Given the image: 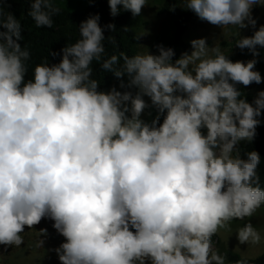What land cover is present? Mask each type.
<instances>
[{"label": "clouds", "instance_id": "9594fccd", "mask_svg": "<svg viewBox=\"0 0 264 264\" xmlns=\"http://www.w3.org/2000/svg\"><path fill=\"white\" fill-rule=\"evenodd\" d=\"M108 5L112 17L121 10L135 17L147 0ZM254 6L264 0L182 7L221 29H255L235 45L248 50L247 61L233 62L206 38L175 60L163 45L158 54L102 59L104 33L116 25L102 27L94 14L79 24V40L50 52L59 62L37 64L31 78L22 25L0 12V245L21 246L25 227L48 219L65 238L54 249L60 264H225L213 237L264 205L261 156L252 150L243 158L238 147L254 141L264 112V90L249 103L238 87L262 82L255 66L264 25L256 29ZM60 11L31 0L28 16L52 28ZM94 60L124 91L99 90ZM235 234L241 245L264 239L250 219Z\"/></svg>", "mask_w": 264, "mask_h": 264}, {"label": "trees", "instance_id": "16d2710c", "mask_svg": "<svg viewBox=\"0 0 264 264\" xmlns=\"http://www.w3.org/2000/svg\"><path fill=\"white\" fill-rule=\"evenodd\" d=\"M79 0H65L60 5L59 0H50L53 6L61 9L60 13L53 17L52 28L37 27L35 22L30 16L28 11L30 9L31 0H8L7 3L0 0V12L3 16H7L9 12L14 14L22 25L23 40L19 41L21 46L27 45L31 59L28 63V76L31 78L32 69L37 65L44 63H58L60 56L52 57L50 52H59L64 46L71 45L80 39L79 24L86 20L90 15H100V25L103 27L105 24L114 23L116 29L112 32L105 31V40L103 41L105 46V54L102 59H108L112 55L120 57V53L132 57L138 53V46L140 42L139 33L134 28V20L137 16H133L130 11L121 10L120 14L116 17L110 15V9L108 0H90L85 8L80 6L81 1L77 3L79 12H74L71 3ZM10 4V7H9ZM180 4H184V0H164L160 9V14H167L171 11V7L175 5L177 7ZM194 14L190 10L182 11L176 20L174 21V31L171 36L159 37L156 39L153 49L157 51V45H163L165 47H171L175 51L174 60L179 58L182 53L190 51V45L185 41V35L188 30L189 23L194 18ZM254 32V31H253ZM253 32H250L246 36H251ZM240 38L234 40L233 44L236 51V56L228 55L229 58L235 61H247L253 57L247 49L241 50L236 47V42ZM260 56L258 57V63L255 66V70L259 71L262 78L264 76V48H259ZM101 62L93 61L91 67L93 68L92 79L99 81V90L107 92L113 85L118 86L119 91H124L119 87V81L114 77L111 72H106L100 65ZM123 65V59H119L115 68H120ZM260 84L253 82L251 85L245 87L238 85L242 91L243 98L249 103H252L256 95H252L249 89L256 87ZM135 91V90H133ZM146 120H150L151 117L146 115ZM206 131V130H204ZM240 154L243 158H246L245 153L256 150L261 156V163L257 169L261 179V187L264 188V125L257 129V135L252 143L247 141H241L239 144ZM217 241L220 248V252L226 257V264H234L235 261L241 259H247L249 264H264V253L257 258H244L238 253L227 249L223 243L216 236L213 237V242Z\"/></svg>", "mask_w": 264, "mask_h": 264}, {"label": "rangeland", "instance_id": "374dc122", "mask_svg": "<svg viewBox=\"0 0 264 264\" xmlns=\"http://www.w3.org/2000/svg\"><path fill=\"white\" fill-rule=\"evenodd\" d=\"M79 1H81L80 6L85 8L90 0ZM79 1H73V3H71L74 12L80 11L77 6ZM59 2L62 6V3H64L65 0H59ZM163 2L164 0H147V5L142 9L141 14L137 16L133 22L134 28L140 35L138 46L139 54H145L148 51L153 54H158L157 51L153 49L156 39L159 37L171 36L174 31V21L178 15L185 10L182 8L184 4H180L175 7V10H171L169 13L160 14ZM252 15L257 20L256 29L261 25H264V6H254L252 9ZM253 31H255V29L251 26L245 29H238L235 26H228L221 29L207 21L201 20L195 15L189 23L185 35V41L191 47L188 52L189 54L193 50L190 43L193 39L206 38L210 47L219 44L225 55L236 56L235 47L232 45L234 40L246 36ZM209 54L211 55L212 53L209 52ZM113 86L118 90V86ZM261 90H264V76L260 85L250 88L249 92L252 95H257ZM145 99H147V97H145ZM145 117L146 115L144 116V119ZM259 119L262 122L257 129L264 125V112H262ZM249 219L253 226L261 232L262 237H264V205H262L252 217L246 218L244 221H231V231L220 229L217 233V238L227 249L238 253L242 257L257 258L264 253V239H262L259 245H241L235 234L237 229L242 227ZM52 223L51 220L42 219L39 224L33 226L31 229L26 226L24 232L21 233L24 243L19 247L0 245V264H60L54 249L64 242L65 238L56 232L52 227ZM41 229H47V236L41 237L39 233ZM40 239L44 240L43 247L36 246ZM213 248L219 255L223 256L220 252L217 241L213 242Z\"/></svg>", "mask_w": 264, "mask_h": 264}]
</instances>
